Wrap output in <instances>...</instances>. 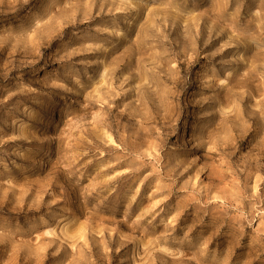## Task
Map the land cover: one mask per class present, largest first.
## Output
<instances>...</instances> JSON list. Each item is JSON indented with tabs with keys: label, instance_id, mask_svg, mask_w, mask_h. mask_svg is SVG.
Segmentation results:
<instances>
[{
	"label": "rangeland",
	"instance_id": "1",
	"mask_svg": "<svg viewBox=\"0 0 264 264\" xmlns=\"http://www.w3.org/2000/svg\"><path fill=\"white\" fill-rule=\"evenodd\" d=\"M0 264H264V0H0Z\"/></svg>",
	"mask_w": 264,
	"mask_h": 264
}]
</instances>
